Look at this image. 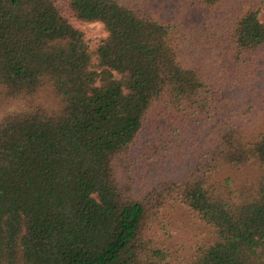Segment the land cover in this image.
<instances>
[{"label": "trees", "instance_id": "trees-1", "mask_svg": "<svg viewBox=\"0 0 264 264\" xmlns=\"http://www.w3.org/2000/svg\"><path fill=\"white\" fill-rule=\"evenodd\" d=\"M263 10L0 0V264H264Z\"/></svg>", "mask_w": 264, "mask_h": 264}, {"label": "rangeland", "instance_id": "rangeland-1", "mask_svg": "<svg viewBox=\"0 0 264 264\" xmlns=\"http://www.w3.org/2000/svg\"><path fill=\"white\" fill-rule=\"evenodd\" d=\"M261 19L264 21V10L261 11ZM84 30L87 32L88 36L93 40L94 46H96L100 40V38L107 36V31L104 28L102 22H92L85 23L82 25ZM264 76V70L261 72ZM176 238L179 240H185L191 237V233H187L186 231L176 232Z\"/></svg>", "mask_w": 264, "mask_h": 264}]
</instances>
